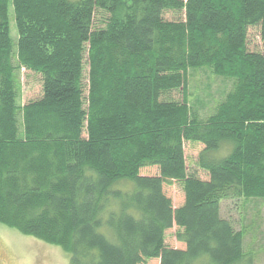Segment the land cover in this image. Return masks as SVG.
Here are the masks:
<instances>
[{
  "label": "trees",
  "instance_id": "obj_1",
  "mask_svg": "<svg viewBox=\"0 0 264 264\" xmlns=\"http://www.w3.org/2000/svg\"><path fill=\"white\" fill-rule=\"evenodd\" d=\"M202 68L232 81L206 118L186 95ZM21 69L41 85L22 106ZM239 199L264 200V0H0V225L70 264H255L221 217Z\"/></svg>",
  "mask_w": 264,
  "mask_h": 264
},
{
  "label": "rangeland",
  "instance_id": "obj_2",
  "mask_svg": "<svg viewBox=\"0 0 264 264\" xmlns=\"http://www.w3.org/2000/svg\"><path fill=\"white\" fill-rule=\"evenodd\" d=\"M166 20H173L168 15ZM178 18V17H177ZM11 36L17 39L15 21L12 11L9 14ZM257 29L248 31V49L260 50ZM87 60V53L84 54ZM87 71V68H85ZM18 104L37 99L41 93L40 76L21 69L17 75ZM232 88V81L216 77L210 69H190L187 73V100L202 118L210 115ZM87 95V94H86ZM182 94H174L175 100H181ZM203 147L197 144H185L186 163L190 172L201 178L204 173L197 167L196 160ZM224 154V151L223 153ZM143 173L156 175L155 168L144 170ZM164 193L172 200L175 207L183 202V192L178 183L165 185ZM221 217L229 220L236 230L245 234V251L254 255L255 264H264V200H227L221 204ZM177 228L173 227L166 233V243L174 248H183L175 238ZM0 264H70L68 255L60 248L48 245L33 237L23 236L14 229L0 225ZM146 264H159L157 260Z\"/></svg>",
  "mask_w": 264,
  "mask_h": 264
}]
</instances>
